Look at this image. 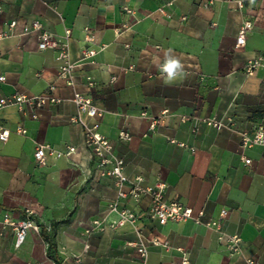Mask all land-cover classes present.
<instances>
[{
	"label": "crops",
	"instance_id": "0c3cea01",
	"mask_svg": "<svg viewBox=\"0 0 264 264\" xmlns=\"http://www.w3.org/2000/svg\"><path fill=\"white\" fill-rule=\"evenodd\" d=\"M215 1L204 8L197 0H0V31L18 23L0 43V97L40 95L53 84L61 99L37 110H0V125L12 132L7 143L0 142V220L7 212L22 219L30 210L53 241L49 252L42 231H30L16 249L14 231L0 224V264H183L184 258L189 264H264V148L242 147V133L264 125V70L244 72L248 61L264 57V0H245L242 9ZM247 20L253 27L246 46L237 49ZM34 21L57 36L72 31L73 63L87 48L98 51L93 62L75 68L73 85L58 76L57 52L39 50L38 35L24 34ZM168 49L184 65L183 80L172 85L163 83L159 71ZM75 92L89 95L103 111L86 119L98 121L100 132L115 142L129 178L142 177L143 187L165 182L167 201L204 210L205 221L219 220L226 209L221 230L192 221H146L145 239L162 243H148L146 259L134 245L138 236L131 226L86 235L93 219H115L108 206L116 186L99 176L84 129L71 121L77 115ZM165 111L151 130L150 118ZM183 116L232 120L233 128H196ZM19 127L27 133L18 134ZM121 130L131 134L130 142L119 140ZM38 144L77 151L39 165ZM149 201L130 207L144 212ZM231 236L242 240L234 256Z\"/></svg>",
	"mask_w": 264,
	"mask_h": 264
},
{
	"label": "built area",
	"instance_id": "2783aa9c",
	"mask_svg": "<svg viewBox=\"0 0 264 264\" xmlns=\"http://www.w3.org/2000/svg\"><path fill=\"white\" fill-rule=\"evenodd\" d=\"M204 8H210L215 5V0H197ZM229 3H234L239 9L244 8L245 0H225ZM160 12L165 14L164 8ZM185 19V18H183ZM17 21L14 20L8 25L7 30L0 31V43L12 37L13 31L17 27ZM251 21H245L239 31L236 48L243 49L246 46L247 34L252 29ZM128 29L127 25L123 26ZM123 28H118L121 32ZM37 34L39 38V50H55L57 52L56 60L59 65L58 76L65 81L67 85H73V75L76 67L84 62H93V59L98 54L95 49L87 48L82 53V58L79 63H73L70 56V39L72 31L67 29L63 36H57L45 29L39 21H34L30 26L25 28L24 34ZM88 41L92 42L93 38L88 37ZM259 69L264 70V57H259L248 61L244 66V72L248 76H253ZM0 81H5V77H1ZM56 90L55 85H51L46 93L40 95H27L15 93L9 96L0 97V110L8 107H17L21 112H25L27 107L34 110L41 109L49 104H58L61 99L54 95ZM72 101L77 107V115L71 118L72 123L80 125L84 129L85 144L91 150L95 162L96 170L100 177L110 178L115 182L116 196L110 201L108 210L109 214L115 216V219L110 220L106 217L95 218L90 222V228L86 230V235L94 232H104L107 229L117 230L125 226H131L135 229L138 240L134 245L142 258L146 259L148 255V243L152 245H162L160 241H147L143 236L141 226L146 221L157 222L160 225L173 223H186L189 221L198 225H206L221 230L222 221L227 217L228 211H221L219 220L205 221V211L200 210L195 212L191 207L185 206L178 200L167 201L165 198L167 184L159 181L153 186L143 187V178L137 176L133 179L125 174V159L120 157L115 152V142L100 132V123L95 121L89 124L87 119L95 120L102 116L103 111L100 110L94 103L93 99L80 92H75ZM168 111L163 112L162 116L151 119L150 129L154 130L156 124L163 120L168 115ZM147 117L146 113H143ZM87 118V119H86ZM183 121H193L197 128L199 123H205L208 127L215 129L229 128L232 129V120L228 123L219 121L215 118H203L199 116H183ZM18 134H26L27 130L19 127L16 131ZM11 130L0 125V142L7 143L11 137ZM121 142H130L132 136L125 130L119 133ZM261 146L264 148V125H257L253 132L242 133V147L244 149ZM77 149L74 146L68 147L66 150H58L48 144H38L34 153L35 160L39 165L48 164L50 159H61L71 157L76 153ZM246 164H250L251 160H244ZM149 198V206L144 212H137L130 207L131 204H139L144 198ZM34 212L27 210L26 215L22 219L15 218L10 212L3 215L0 220L2 229L10 228L14 231L16 242L15 248L19 249L26 241L30 231L41 232V227L38 225ZM241 238L231 236L228 238V248L231 256L241 252ZM165 245V244H163ZM89 249L88 245L85 251ZM82 258L79 256L77 262L81 263ZM249 264H257L254 260H249ZM37 264V263H36ZM183 264H189L187 258H184Z\"/></svg>",
	"mask_w": 264,
	"mask_h": 264
},
{
	"label": "clouds",
	"instance_id": "9594fccd",
	"mask_svg": "<svg viewBox=\"0 0 264 264\" xmlns=\"http://www.w3.org/2000/svg\"><path fill=\"white\" fill-rule=\"evenodd\" d=\"M159 71L165 85H172L178 80L182 81L184 78V65L178 57L172 54L171 49L164 53L163 62L159 65Z\"/></svg>",
	"mask_w": 264,
	"mask_h": 264
},
{
	"label": "trees",
	"instance_id": "16d2710c",
	"mask_svg": "<svg viewBox=\"0 0 264 264\" xmlns=\"http://www.w3.org/2000/svg\"><path fill=\"white\" fill-rule=\"evenodd\" d=\"M41 231H42V234H43L45 240L49 242V252H51L52 247H53V244H52V243H53L52 238H51V236L48 234L49 232H48L45 228H43Z\"/></svg>",
	"mask_w": 264,
	"mask_h": 264
}]
</instances>
